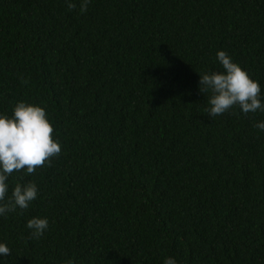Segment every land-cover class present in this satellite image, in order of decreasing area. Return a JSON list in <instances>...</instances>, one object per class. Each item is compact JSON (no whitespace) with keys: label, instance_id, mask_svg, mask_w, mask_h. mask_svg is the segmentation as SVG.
I'll list each match as a JSON object with an SVG mask.
<instances>
[{"label":"trees","instance_id":"1","mask_svg":"<svg viewBox=\"0 0 264 264\" xmlns=\"http://www.w3.org/2000/svg\"><path fill=\"white\" fill-rule=\"evenodd\" d=\"M0 0V113L43 107L61 153L0 217L3 264H264V112L206 113L225 51L264 94V0ZM47 218L33 238L26 223Z\"/></svg>","mask_w":264,"mask_h":264},{"label":"clouds","instance_id":"2","mask_svg":"<svg viewBox=\"0 0 264 264\" xmlns=\"http://www.w3.org/2000/svg\"><path fill=\"white\" fill-rule=\"evenodd\" d=\"M66 3L70 10L75 8L69 0ZM88 3L89 0H82L81 13L87 10ZM216 61L221 71L199 74V92L207 95L208 116H220L234 107L245 115L264 112V94L259 82L223 50L217 51ZM255 127L264 132V121H258ZM53 131L45 109L39 105L18 101L11 116L0 113V217L6 218L18 209H28L38 198V187L33 182L17 183L9 193V177L14 170L30 175L60 155L61 145L53 138ZM48 227L47 218L33 217L26 223L30 236L37 239ZM10 255V248L0 242V257ZM3 261L0 260V264ZM163 264H177V261L174 257H166Z\"/></svg>","mask_w":264,"mask_h":264}]
</instances>
